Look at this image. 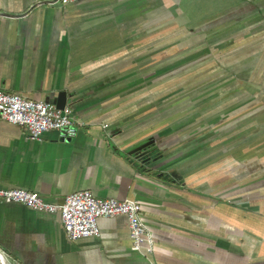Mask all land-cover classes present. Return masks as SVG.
I'll list each match as a JSON object with an SVG mask.
<instances>
[{"label":"crops","instance_id":"1","mask_svg":"<svg viewBox=\"0 0 264 264\" xmlns=\"http://www.w3.org/2000/svg\"><path fill=\"white\" fill-rule=\"evenodd\" d=\"M0 90L79 122L62 142L0 121V189L134 201L150 232L132 250L120 215L70 241L0 204V264H264V0H0Z\"/></svg>","mask_w":264,"mask_h":264},{"label":"built area","instance_id":"2","mask_svg":"<svg viewBox=\"0 0 264 264\" xmlns=\"http://www.w3.org/2000/svg\"><path fill=\"white\" fill-rule=\"evenodd\" d=\"M61 4L76 0H60ZM0 121L26 129L31 141H39L44 133L56 131L62 142L77 133L78 120L69 106L51 101H33L17 93L0 90ZM0 204H20L37 212L59 214L63 232L70 241L98 237V220L124 216L127 222L131 249L139 251L150 232L141 219L142 207L134 201L97 198L90 190L67 194L60 205L44 201L36 192L21 189H0ZM150 252V247L147 248Z\"/></svg>","mask_w":264,"mask_h":264},{"label":"rangeland","instance_id":"3","mask_svg":"<svg viewBox=\"0 0 264 264\" xmlns=\"http://www.w3.org/2000/svg\"><path fill=\"white\" fill-rule=\"evenodd\" d=\"M222 36H224V35H222ZM208 46L210 47L211 46V44L209 43L208 44ZM190 49H192L193 51H194V49H193V47L192 48H190ZM208 55V53H201V56H202V58H204V57H206ZM157 56H161L160 54H157ZM178 61V59H175V60H170V62H169V66H171V71L168 73V75L169 74H171L168 78H170V77H173V78H176L177 76H179L178 74H177V72H175V70L177 69V67L178 66H176V67H173V64L175 63V62H177ZM193 61V59H191V60H188V59H186V61H185V65H186V69H185V71H186V73H187V75H186V83H190V82H193V83H196V85H198V86H200L199 88H197V90L196 91H205V89L207 90V89H209L210 87L209 86H216V84L218 83V81L220 80H216V77H212L213 79H215L214 81H212L211 82V79L209 78V77H207V75H208V73H205V71H208V70H215L216 68H217V66L216 65H211V64H214V63H216L214 60H212V63H211V61L210 60H208V61H204V60H202V59H200V61L199 62H192ZM189 62H192V63H189ZM197 63V64H196ZM195 65H201V66H203V69H200L199 71H197L196 73H193V69H192V67H194ZM211 65V66H210ZM175 68V69H174ZM174 70V71H173ZM203 70V71H202ZM163 71V70H162ZM173 71V72H172ZM175 72V73H174ZM193 74H196V75H193ZM156 80H157V78H156V76H155V82H156ZM176 80V79H175ZM174 82H176V81H174ZM173 82V83H174ZM177 86H179V85H177ZM181 86V85H180ZM193 89V88H192ZM187 92V91H186ZM196 95V94H195ZM205 109V108H204ZM202 110L203 111V113H204V111L205 110Z\"/></svg>","mask_w":264,"mask_h":264}]
</instances>
